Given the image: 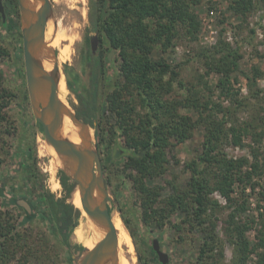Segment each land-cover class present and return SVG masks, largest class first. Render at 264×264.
<instances>
[{
	"label": "trees",
	"instance_id": "16d2710c",
	"mask_svg": "<svg viewBox=\"0 0 264 264\" xmlns=\"http://www.w3.org/2000/svg\"><path fill=\"white\" fill-rule=\"evenodd\" d=\"M2 1L6 23L3 24L0 17V28L6 31L9 28L10 11L18 7L16 0ZM200 1L90 0L88 20L98 38L96 54H88V59L93 57L95 63L93 87L88 89L86 95H81L74 92L68 66H64V75L68 89L75 94L82 107L76 111L79 119L96 129L97 116L111 118L112 123L102 132L107 138H114L118 150L111 160L123 161L120 170L141 198L142 222L156 228L169 225L177 234L195 230L201 240L196 263L221 264V260L216 259L219 242L216 215L223 207L211 198L214 193H219L226 202L224 207L231 209L225 219L223 233L234 245L235 264H245L253 251L247 233L263 220L264 208L263 212L258 211L259 221L252 215L240 219V215L246 213L247 199L239 204L233 198V193L235 185L241 196L247 189L251 193L256 189V181L261 177L264 165L260 162L261 156L264 159V123L261 119L256 125H238L233 121L235 114L244 107L243 101L238 99V90L234 88L237 78L233 74L239 70L241 59L238 49L219 41L199 52L198 57L204 59L205 63L204 76L200 78L211 74L219 76L213 87L203 82L201 90L187 85L180 78L179 66L168 62L167 56L174 52L180 29L191 40L197 39L201 24L191 7ZM253 1L229 0L228 8L234 14L244 16L253 8ZM86 42L89 43V37ZM109 52H113L115 60L119 61L116 71L118 77L112 81L111 91L106 93L103 106H99L96 78L100 73L104 74L105 63L109 62L106 54ZM7 57L8 50L0 44V59ZM251 72L252 76H245L249 88L255 87L261 76L257 67H253ZM175 89L181 96H172ZM258 95L256 93L255 97ZM224 98L229 99V106H223ZM14 99V92L3 88L0 82V163L8 139L13 135V120L8 109ZM181 111L191 115L182 114ZM197 127L202 128L203 139L200 150L184 164L183 171L189 173V178L184 187L172 186L171 194L162 200L156 188L149 187L145 181L166 174L170 163L167 149L190 140ZM97 138L100 142L98 133ZM243 139L249 145H244ZM227 144L241 149L247 147L251 160L246 156L229 158L224 153ZM106 167L102 164L107 184L110 178L105 175ZM57 178L63 189V197L55 200L49 191H41L35 207L31 205L29 211L22 208L24 216L20 222H15L13 215L0 207V264H28L33 254L31 237L19 227L31 223L38 213L45 216L44 220L69 254L70 246L66 242L68 229L77 227L74 219L77 220L81 213L72 203H67L75 184L62 170L58 171ZM31 182L36 186L35 181ZM2 197L4 191L0 188V199ZM23 200L28 204L27 199ZM10 202L18 206V198L14 197ZM256 209L259 210V207ZM175 216L177 218L173 220ZM121 219L134 239L128 221L123 216ZM263 232L261 229L256 230L259 252L254 264H264ZM42 237L39 235L38 239L42 240ZM178 239L184 242L186 236H179ZM158 241L161 250V238ZM73 248L81 250V246ZM41 253L44 252L39 250L35 254L39 260L45 257ZM148 256L154 257L155 264H159L152 245L149 246ZM218 257H222L221 252ZM137 258L139 264H150L140 252ZM37 263L41 264V261Z\"/></svg>",
	"mask_w": 264,
	"mask_h": 264
},
{
	"label": "rangeland",
	"instance_id": "374dc122",
	"mask_svg": "<svg viewBox=\"0 0 264 264\" xmlns=\"http://www.w3.org/2000/svg\"><path fill=\"white\" fill-rule=\"evenodd\" d=\"M50 1L53 12L52 21L59 23L60 20L62 23L58 27L62 31V33L60 31L62 38H64L60 40L58 47H53V50L55 57L59 56L60 61L58 60L57 63L61 76L63 75L64 84L66 85L64 66H68L70 69L69 79L74 92L86 95L88 89L93 87L92 83L95 80V63L93 57L88 59V54L91 52L90 45L86 42V38L96 34L92 31L88 20L90 0ZM228 5L229 0H201L198 5L192 6L191 10L196 14L201 24L197 39L191 40L185 31L180 29L174 52L168 55L167 59L170 64L179 66L180 78L187 85H193L195 89L201 90L203 89L201 87L203 82H207L213 87L219 76L211 74L208 77H203L204 79L200 78L204 76L205 63L204 59L198 57L199 52L203 48L214 46L219 41L229 44L233 49H238L241 59L239 60V70L233 74L237 78L234 88L238 90V99L243 101L244 107L235 114L233 121L238 125L243 123L256 125L258 119H261L264 123V0H254L253 8L244 16L234 14ZM8 22L9 28L6 31L0 28V44L9 52V57L0 59V82L3 88L15 94V99L8 109L14 129L13 135L8 139V145L2 152V163H0V188L4 191V197L0 199V207L3 211H9L13 215L14 221L18 223L23 219V209L28 210L23 205L24 198L28 200V204L25 203L30 208L31 205L35 207L36 198L41 191H49L54 195L55 200L63 197V189L58 184L57 174L60 168L67 169L59 165L54 166L50 156L42 151L45 147L44 137L41 128L32 115L26 88L22 37H19L21 29L18 8H13L10 11ZM106 55H108L109 62L105 63L104 74L100 73L96 78L98 80L96 97L99 106H103L106 93L111 91L112 81L118 77L116 71L119 61L115 60L113 52ZM253 67L260 70L261 76L257 79L255 87L249 88L245 76H252ZM203 93L207 92L203 91ZM256 93L259 94L258 97H255ZM177 94L178 90L175 89L172 96L176 97ZM178 95L181 96V93ZM61 96L75 113L82 108L75 94L68 87ZM215 100L217 101V99ZM222 104L229 106V99H222ZM181 112L191 115L187 111ZM95 123L98 129L91 128L90 130L93 145L99 154L101 164L107 165L109 168L106 167L105 174L110 178L108 179L110 182L106 184L109 193L108 206L112 216L115 215V221L124 225L121 219L123 216L133 232L134 239L124 225L133 248L134 261L132 264H139L137 258L139 252L147 257L150 264H155V258L148 256V249L152 245V241L154 239L159 240V238H161V251L169 257L168 264H197L196 256L201 240L200 235L195 230L177 234L170 229L169 225L164 228H156L142 222L141 198L136 195L130 180L120 170L123 161L121 159L111 160L118 150L114 144V138L109 139L102 132L103 128H107L112 123V120L109 117L102 119L97 116ZM97 133L101 138L100 142ZM202 134V128L197 127L190 140L168 148L167 159L170 163L166 174L145 181L149 187L156 188L162 200L171 194L172 186L184 187L189 178V173L183 171L184 164L200 150ZM243 144L249 145L246 139H243ZM224 153L229 158L246 156L251 160L247 147L241 149L227 144L224 146ZM260 162L264 163L262 156ZM31 180L36 182V186ZM256 182L255 191L251 193L250 189H247L242 196L238 192L237 185L234 186L233 198L239 204H242L243 199H247L248 203L246 213L240 215V219L252 215L256 221H259L258 211L263 212L264 208V165L263 173ZM14 197L18 198V206L10 202ZM211 198L217 200L219 205L223 207L216 215V233L219 237L216 259L221 260V264H235L234 245L223 233V228L226 226L225 219L231 209L224 207L226 202L219 193H214ZM71 201L72 198L68 199L67 203H72ZM257 207L259 210L256 209ZM44 218V215L38 213L31 223L19 227L31 237L30 243L33 254L30 256L28 264H38L37 261H41V264H76L75 258L80 255V252L75 250L73 246L82 245L76 240L74 232L84 222L82 214L77 220L74 219V222H77V227L68 229L66 242L70 246L69 254ZM176 218L175 216L173 220ZM259 222L247 233L253 251L245 264H254L257 260L259 239L256 236V230L264 231V215L263 220ZM113 228L117 237L119 232L115 227ZM39 235H43L42 240L38 239ZM179 236H186V240L184 242L178 241ZM127 246L121 245L120 247L124 254L129 250ZM39 250L44 252L41 253L42 255L45 254L42 260L35 256ZM220 252L222 257H218ZM68 255H70L72 262ZM112 261L113 257L109 259L108 264H112Z\"/></svg>",
	"mask_w": 264,
	"mask_h": 264
},
{
	"label": "water",
	"instance_id": "95a60500",
	"mask_svg": "<svg viewBox=\"0 0 264 264\" xmlns=\"http://www.w3.org/2000/svg\"><path fill=\"white\" fill-rule=\"evenodd\" d=\"M40 10L33 12L26 9V0H17L22 37L23 63L26 88L32 115L41 127L45 143L62 158L73 163V169L60 168L75 184L80 198V213L98 223L106 233L91 249L81 246L76 264H99L111 257L117 249L116 232L112 224V214L108 206V189L104 180L99 154L90 135L91 126L79 119L76 113L64 102L56 89L55 75L60 71L53 48L47 49L54 62L47 71L37 64V55L45 46V33L49 18L53 17L50 0H37ZM0 17L6 23L3 1L0 0ZM90 51L96 54L97 34L89 37ZM67 87V84H66ZM62 99V100H61ZM65 112L79 135L87 137V143H73L61 138V116ZM93 129V128H92ZM96 194V199L94 195ZM25 208L29 206L23 202ZM81 216V215H80ZM159 264H168L169 257L160 250L158 239L152 241Z\"/></svg>",
	"mask_w": 264,
	"mask_h": 264
},
{
	"label": "bare ground",
	"instance_id": "6f19581e",
	"mask_svg": "<svg viewBox=\"0 0 264 264\" xmlns=\"http://www.w3.org/2000/svg\"><path fill=\"white\" fill-rule=\"evenodd\" d=\"M26 9L28 11L36 12L40 10V4L37 2V0H26ZM60 23H61L60 20L59 23L58 22L56 23V21L55 22L52 21V18H49L45 33V46L43 49L40 50V52L37 55V59H36L37 64L42 66L47 71H49L54 64V62L52 61V57L51 56L49 57V52L47 51V49L53 48L55 46L58 47L60 40L64 38V37L62 38L61 35L62 31L59 29L60 27H58ZM58 60H59V56L57 57V61ZM55 84L59 94H63L66 92L67 87L64 84L63 75L61 76L60 71H58V73L55 75ZM78 130L79 129L76 126H74L73 123L71 122L69 116L65 112H63L61 116V126H60L61 138L65 140H69L76 144H79L80 142L87 143L88 141L87 137L84 134L79 135ZM43 149L44 150L42 149L41 150L45 151V153L50 156L52 164L54 166L59 165L63 168H66L68 171H71L73 169L74 166L72 162L62 158L55 151H53L46 143ZM71 198H72L71 201L72 204L77 208H81L80 198L77 190L73 191ZM94 198L96 199V194L94 195ZM83 218H84V222L78 228L75 229L74 235L76 240L82 246H84L87 249H91L94 246V244H96L99 240L106 237V233L98 223L93 221L91 218L87 217L85 214H83ZM114 221H115V215L112 216V224L113 227H115L119 232L116 237L117 253L115 252L111 257L105 259L99 264H108L109 259L112 257H113L112 264H132L134 258L132 252L133 248L132 245L130 244L129 234L122 223H119L117 221L114 222ZM121 245H128L127 247H129V250L128 252H126V254H124L120 250ZM114 255H115V259H114Z\"/></svg>",
	"mask_w": 264,
	"mask_h": 264
},
{
	"label": "flooded vegetation",
	"instance_id": "af4514ba",
	"mask_svg": "<svg viewBox=\"0 0 264 264\" xmlns=\"http://www.w3.org/2000/svg\"><path fill=\"white\" fill-rule=\"evenodd\" d=\"M16 2H17V0H16Z\"/></svg>",
	"mask_w": 264,
	"mask_h": 264
}]
</instances>
